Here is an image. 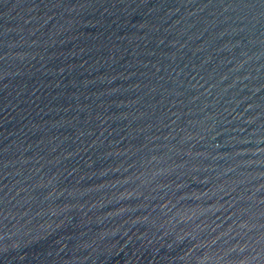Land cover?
Segmentation results:
<instances>
[{
  "label": "water",
  "instance_id": "1",
  "mask_svg": "<svg viewBox=\"0 0 264 264\" xmlns=\"http://www.w3.org/2000/svg\"><path fill=\"white\" fill-rule=\"evenodd\" d=\"M0 264H264V0H0Z\"/></svg>",
  "mask_w": 264,
  "mask_h": 264
}]
</instances>
